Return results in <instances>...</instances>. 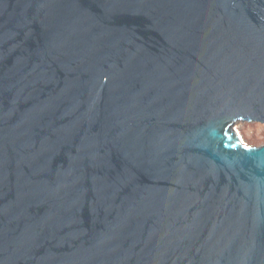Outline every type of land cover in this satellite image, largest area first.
<instances>
[{
	"label": "water",
	"instance_id": "obj_1",
	"mask_svg": "<svg viewBox=\"0 0 264 264\" xmlns=\"http://www.w3.org/2000/svg\"><path fill=\"white\" fill-rule=\"evenodd\" d=\"M264 0H0V264H264Z\"/></svg>",
	"mask_w": 264,
	"mask_h": 264
},
{
	"label": "rangeland",
	"instance_id": "obj_2",
	"mask_svg": "<svg viewBox=\"0 0 264 264\" xmlns=\"http://www.w3.org/2000/svg\"><path fill=\"white\" fill-rule=\"evenodd\" d=\"M240 141L251 146L264 144V123L241 122L235 125Z\"/></svg>",
	"mask_w": 264,
	"mask_h": 264
}]
</instances>
